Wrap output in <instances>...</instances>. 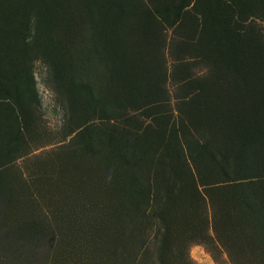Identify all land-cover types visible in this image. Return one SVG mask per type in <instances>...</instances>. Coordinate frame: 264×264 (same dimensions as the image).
I'll return each mask as SVG.
<instances>
[{
  "label": "rangeland",
  "instance_id": "rangeland-1",
  "mask_svg": "<svg viewBox=\"0 0 264 264\" xmlns=\"http://www.w3.org/2000/svg\"><path fill=\"white\" fill-rule=\"evenodd\" d=\"M0 264H264V0H0Z\"/></svg>",
  "mask_w": 264,
  "mask_h": 264
}]
</instances>
